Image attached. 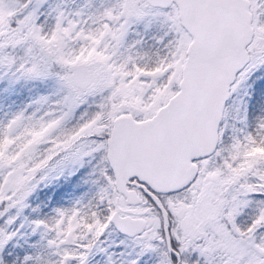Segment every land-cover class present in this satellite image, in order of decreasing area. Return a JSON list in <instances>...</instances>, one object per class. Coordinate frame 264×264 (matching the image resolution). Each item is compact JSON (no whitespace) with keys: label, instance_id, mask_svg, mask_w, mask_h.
I'll list each match as a JSON object with an SVG mask.
<instances>
[{"label":"snow or ice","instance_id":"6c2138e0","mask_svg":"<svg viewBox=\"0 0 264 264\" xmlns=\"http://www.w3.org/2000/svg\"><path fill=\"white\" fill-rule=\"evenodd\" d=\"M0 264H264V0H0Z\"/></svg>","mask_w":264,"mask_h":264}]
</instances>
